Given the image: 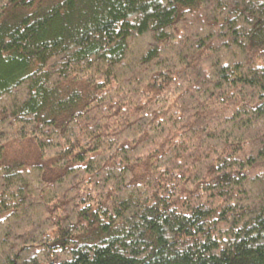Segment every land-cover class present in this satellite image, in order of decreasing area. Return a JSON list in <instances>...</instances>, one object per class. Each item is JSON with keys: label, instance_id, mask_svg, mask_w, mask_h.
<instances>
[{"label": "trees", "instance_id": "1", "mask_svg": "<svg viewBox=\"0 0 264 264\" xmlns=\"http://www.w3.org/2000/svg\"><path fill=\"white\" fill-rule=\"evenodd\" d=\"M0 264H264V0H0Z\"/></svg>", "mask_w": 264, "mask_h": 264}]
</instances>
